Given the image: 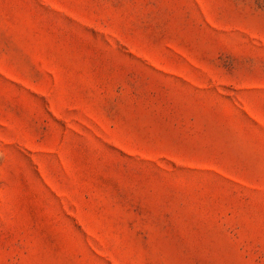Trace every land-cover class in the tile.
<instances>
[{
    "label": "rangeland",
    "instance_id": "obj_1",
    "mask_svg": "<svg viewBox=\"0 0 264 264\" xmlns=\"http://www.w3.org/2000/svg\"><path fill=\"white\" fill-rule=\"evenodd\" d=\"M0 264H264V0H0Z\"/></svg>",
    "mask_w": 264,
    "mask_h": 264
}]
</instances>
